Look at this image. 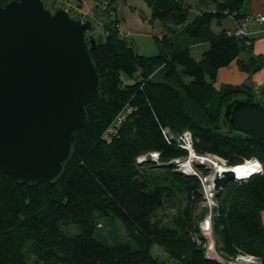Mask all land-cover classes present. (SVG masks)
I'll return each mask as SVG.
<instances>
[{"label":"trees","instance_id":"16d2710c","mask_svg":"<svg viewBox=\"0 0 264 264\" xmlns=\"http://www.w3.org/2000/svg\"><path fill=\"white\" fill-rule=\"evenodd\" d=\"M189 1L147 0L154 18L179 27L183 46H174L165 33L164 49L147 56L110 25L104 41L94 36L89 49L100 94L87 106V122L77 129L58 177L29 184L0 172V264H166L155 248L178 264H223L198 241L206 213L198 176L169 162L188 155L176 137L189 130L199 155L218 156L228 165L256 157L264 165V145L228 132L224 117L234 98L262 100L264 89L215 85L218 70L235 60L249 71L260 66L255 58L248 63L239 57L248 48L247 35L211 29L228 16L244 19L246 0H209L195 16ZM92 2L107 8L116 0ZM201 44L194 56L191 48ZM126 106L132 111L110 134ZM168 209H176L170 217ZM213 209L220 253L229 261L252 255L264 264V171L226 183ZM103 215L118 218L134 243L97 238Z\"/></svg>","mask_w":264,"mask_h":264},{"label":"water","instance_id":"95a60500","mask_svg":"<svg viewBox=\"0 0 264 264\" xmlns=\"http://www.w3.org/2000/svg\"><path fill=\"white\" fill-rule=\"evenodd\" d=\"M93 29L91 19L52 10L44 0L0 2V172L30 184L62 171L87 122V106L100 94L89 49L96 44L88 34ZM224 117L228 132L264 145V99L234 98ZM232 179L231 169L216 173L214 186ZM220 262L255 263L242 255Z\"/></svg>","mask_w":264,"mask_h":264},{"label":"rangeland","instance_id":"374dc122","mask_svg":"<svg viewBox=\"0 0 264 264\" xmlns=\"http://www.w3.org/2000/svg\"><path fill=\"white\" fill-rule=\"evenodd\" d=\"M204 1L206 0H190L189 4L191 6V9L196 11L200 8V6L205 4ZM59 2H61V0H46V3L48 5H52V9H54L56 4ZM65 4L66 3H64V5ZM71 11V15L76 18H81V16L84 15L82 17H87L94 22V29L88 32V34H92L99 41L105 40L106 34L108 32L107 27L110 25V27L112 26L116 28L122 36L127 38L126 40L129 39V41L133 43L134 47L140 54H144L147 56L158 54L161 52L162 49H164L160 38L165 33H168V35L172 34L171 39L174 46H183L185 43L182 33H178L179 27H171V29L163 21L152 16V9L148 4L147 0H116L114 5H111L107 8L104 5H97V7H93V10L91 11L90 15H85L81 11H75V7H73ZM119 24L122 25V32H120L121 28H119ZM204 47V44L194 46L191 48V52L194 56H200V51L203 50ZM221 86L223 85L218 84V88H220ZM261 97H263V94L261 95ZM183 158L186 161L190 159V163H193L194 167L197 165L194 155L191 154L190 156H183ZM197 166L199 174L209 172V170L207 169L205 172L204 166ZM262 166L264 170L263 163ZM210 167L214 169V165L212 164V162H210ZM203 176L204 175H202L201 179H203ZM203 204L205 205L204 208L206 209V213L204 215L205 217L207 214L211 213V210L208 205H206L205 203ZM214 207L215 206H213V208ZM175 210L176 209H168L164 212V214H167L168 217H170V215L173 214ZM200 212V208L196 209L195 211L196 214H199ZM99 221L100 224L98 225L95 231V236L97 238L104 239L106 243L109 244H115L118 242L134 243V241L126 233L122 222L118 218L103 215L99 218ZM67 227L68 231H77L76 227ZM211 229L212 230L209 231L208 234L203 232V237L198 238V241L202 243L203 247L206 248L205 252L209 253L210 256L212 255L215 257V259L223 262H229L231 258L229 259L226 255H222L220 253L221 243L219 238L217 237V233L214 230L213 212ZM209 247L212 249H208ZM154 253L158 255L159 258L163 259L166 264H178L158 248L154 249ZM240 255L247 256V254H239V256ZM253 261L255 262L254 264H262V261L258 258L253 259Z\"/></svg>","mask_w":264,"mask_h":264},{"label":"built area","instance_id":"2783aa9c","mask_svg":"<svg viewBox=\"0 0 264 264\" xmlns=\"http://www.w3.org/2000/svg\"><path fill=\"white\" fill-rule=\"evenodd\" d=\"M63 2V3H61ZM59 8H64L68 10V12L71 14V10L73 7H75V11H81L85 15H90L91 11L93 10V5H92V0H61ZM64 3H66L64 5ZM82 5H80V4ZM81 6V7H80ZM84 16V15H82ZM81 18H87V17H82ZM252 19H257V20H264V16L259 14H248L245 16L243 21L240 23V25L236 28L235 33L236 35L239 36H244L247 35L248 30H247V25ZM119 28H121L120 32H122V25L119 24ZM132 111V108L130 106L124 107V109L117 115L116 120L114 121L113 125L109 128L110 134L115 130V127L118 123H120L127 114H129ZM109 134V135H110ZM176 140L178 144L183 147L184 149L187 150L188 155L190 156L191 154L194 155L195 160L197 162V165H202L206 169L209 170V172L204 173V174H199L198 172V166L196 165L194 167V164L192 165L189 160H184L183 157H178L175 158L177 161L176 167L183 171L187 172L189 174H195L198 176L201 187H202V192L204 196V201L206 205L209 206L211 213L207 214L201 221H200V229L202 233H207L211 231L212 229V210L213 206L217 205V192L218 189L215 188L214 186V178L216 177V173L219 175H222L224 170L231 169L233 171V181L236 182H242L247 179H249L251 176L256 175V174H262L263 173V166L260 160L256 157L250 158L245 160L242 163L236 164V165H228L225 160L221 159L218 156H213V155H199L195 152L194 147H193V136L192 133L189 130H184L181 133H179L176 137ZM153 158L157 159L158 154L156 152L151 154ZM186 161V162H184ZM193 162V161H192ZM210 162L214 165V169L210 167ZM258 169V170H257ZM203 176V179L201 177ZM222 188V187H221ZM212 249V248H208ZM209 252V251H208ZM209 255V253H207ZM210 256V255H209ZM212 256V255H211ZM243 256V255H242ZM214 257V256H212ZM245 257H248L250 259H255L252 255H247Z\"/></svg>","mask_w":264,"mask_h":264},{"label":"crops","instance_id":"0c3cea01","mask_svg":"<svg viewBox=\"0 0 264 264\" xmlns=\"http://www.w3.org/2000/svg\"><path fill=\"white\" fill-rule=\"evenodd\" d=\"M207 2H209V0L204 1L205 4ZM242 9L247 15H256L260 13L264 16V0H246ZM192 13V15L195 16L199 13V10H192ZM242 21L243 19L238 21L233 16H228L222 21H213L211 29L214 33H219L222 30L231 32L234 31ZM247 30V36L250 39L247 41L248 48L243 50L239 57L248 63L250 59L255 58V62H257L256 65L260 66L253 71H249L241 68L235 60L229 65L221 67L217 72L215 82L217 88L218 84L231 86L248 84L250 86L249 88L257 93L264 89V20H250L247 25ZM261 215L264 223V210Z\"/></svg>","mask_w":264,"mask_h":264},{"label":"clouds","instance_id":"9594fccd","mask_svg":"<svg viewBox=\"0 0 264 264\" xmlns=\"http://www.w3.org/2000/svg\"><path fill=\"white\" fill-rule=\"evenodd\" d=\"M258 170V169H257Z\"/></svg>","mask_w":264,"mask_h":264}]
</instances>
